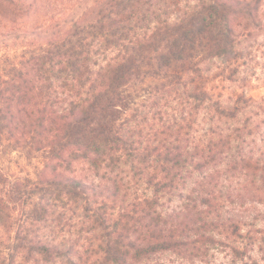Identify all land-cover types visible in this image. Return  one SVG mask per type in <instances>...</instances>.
Here are the masks:
<instances>
[{
  "label": "trees",
  "instance_id": "16d2710c",
  "mask_svg": "<svg viewBox=\"0 0 264 264\" xmlns=\"http://www.w3.org/2000/svg\"><path fill=\"white\" fill-rule=\"evenodd\" d=\"M263 6L0 0V264H264Z\"/></svg>",
  "mask_w": 264,
  "mask_h": 264
},
{
  "label": "rangeland",
  "instance_id": "374dc122",
  "mask_svg": "<svg viewBox=\"0 0 264 264\" xmlns=\"http://www.w3.org/2000/svg\"><path fill=\"white\" fill-rule=\"evenodd\" d=\"M263 4H264V0H263ZM262 18L264 19V6H263V10H262ZM250 30H252V28H250ZM244 45L250 47L249 49L255 52V54L258 57V59L260 60V62L264 63V32L261 35L256 36L253 39H250ZM257 74H259L260 80L259 81L257 80L255 82L259 87L258 88L259 91L256 93L264 94V78L262 76V75H264V73H263V71L259 70L257 72ZM216 84H217V82H216ZM168 105H169V107L167 108V110L169 111V108L175 107L176 104L174 101L173 102L170 101L168 103ZM11 162H18L17 164L13 163L11 167L14 171H22L21 175H23V176L27 173L35 172L36 167L41 166L39 163L29 162V161H24V160H16V159L13 160L12 159ZM11 162L9 163V165L11 164ZM72 176L76 177L77 179H79L85 183H96L97 182V178L94 176L93 172H91L86 166H78L75 170V173L72 174ZM239 210L243 211L245 214L249 213L250 215H256L253 213L255 211H258L256 213H259V215L262 216V219L264 218V208L262 206L256 205V207H254V206L252 207V206H250V204H247ZM257 225H258V227H261V228L264 227V220L258 222ZM212 253L214 254V258H215L214 264H231L230 259L226 255L225 251L219 250L218 252L214 251Z\"/></svg>",
  "mask_w": 264,
  "mask_h": 264
}]
</instances>
